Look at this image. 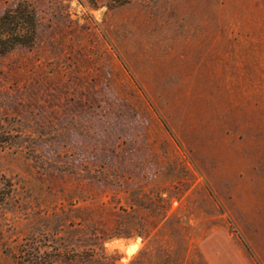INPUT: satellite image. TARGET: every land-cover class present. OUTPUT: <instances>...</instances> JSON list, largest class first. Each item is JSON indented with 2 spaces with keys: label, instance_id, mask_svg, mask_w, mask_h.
Listing matches in <instances>:
<instances>
[{
  "label": "rangeland",
  "instance_id": "1",
  "mask_svg": "<svg viewBox=\"0 0 264 264\" xmlns=\"http://www.w3.org/2000/svg\"><path fill=\"white\" fill-rule=\"evenodd\" d=\"M0 264H264V0H0ZM103 11L102 23L95 15Z\"/></svg>",
  "mask_w": 264,
  "mask_h": 264
},
{
  "label": "trees",
  "instance_id": "2",
  "mask_svg": "<svg viewBox=\"0 0 264 264\" xmlns=\"http://www.w3.org/2000/svg\"><path fill=\"white\" fill-rule=\"evenodd\" d=\"M26 12V9L18 6L0 17V57L11 53L16 45L24 46L35 40V20L33 15Z\"/></svg>",
  "mask_w": 264,
  "mask_h": 264
},
{
  "label": "clouds",
  "instance_id": "3",
  "mask_svg": "<svg viewBox=\"0 0 264 264\" xmlns=\"http://www.w3.org/2000/svg\"><path fill=\"white\" fill-rule=\"evenodd\" d=\"M72 7H79V0H72ZM95 15L94 19L97 23H102L103 11ZM103 255L107 259L119 257V264H133V261L144 249L143 237L139 234L132 236H113L103 242Z\"/></svg>",
  "mask_w": 264,
  "mask_h": 264
}]
</instances>
